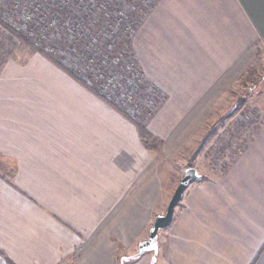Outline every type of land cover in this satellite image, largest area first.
<instances>
[{
    "label": "crops",
    "instance_id": "0c3cea01",
    "mask_svg": "<svg viewBox=\"0 0 264 264\" xmlns=\"http://www.w3.org/2000/svg\"><path fill=\"white\" fill-rule=\"evenodd\" d=\"M263 35L264 0H153L130 38L163 97L142 123L45 53L4 60L0 264H149L152 250L121 259L147 239L210 127L253 105L256 133L219 173L192 165L199 178L159 230L155 264H264V92L256 83L251 106L237 87L264 62Z\"/></svg>",
    "mask_w": 264,
    "mask_h": 264
},
{
    "label": "rangeland",
    "instance_id": "374dc122",
    "mask_svg": "<svg viewBox=\"0 0 264 264\" xmlns=\"http://www.w3.org/2000/svg\"><path fill=\"white\" fill-rule=\"evenodd\" d=\"M152 1L0 0V65L7 58L23 57L37 49L60 60L84 80L89 78L87 82L105 94L113 105L142 123L157 109L163 97L159 90L145 82L134 62L127 33L130 34L139 20L145 5ZM117 21H128L129 26L122 29ZM259 73L263 74L260 80ZM256 83L260 92H264L263 61L239 77L238 93L249 95L248 98L253 100L246 102L243 97L240 102L251 105L260 96L258 91L251 94ZM259 110L253 105L237 114L222 116L216 127L215 124L210 127L198 147L200 154L190 155L191 166L195 165L209 176L219 173L229 158L256 133L254 122L260 117ZM162 154L161 151L158 153L159 158ZM182 157L180 150L173 161L164 163L167 167L161 166V169L166 175L170 174L173 166H177L175 161H181ZM0 159L6 163L5 158ZM139 258L125 262L134 263Z\"/></svg>",
    "mask_w": 264,
    "mask_h": 264
},
{
    "label": "water",
    "instance_id": "95a60500",
    "mask_svg": "<svg viewBox=\"0 0 264 264\" xmlns=\"http://www.w3.org/2000/svg\"><path fill=\"white\" fill-rule=\"evenodd\" d=\"M198 178L199 173L193 166H188L184 170L182 177L180 178L167 203L165 211L162 214H158L153 218L147 239L139 242L137 246V252L121 259V263L130 259L138 258L143 255L145 251L152 250L153 255L151 256L149 264H155L156 254L158 251L157 234L159 230L166 227L171 221L174 208L182 198L184 190L189 184H191Z\"/></svg>",
    "mask_w": 264,
    "mask_h": 264
},
{
    "label": "built area",
    "instance_id": "2783aa9c",
    "mask_svg": "<svg viewBox=\"0 0 264 264\" xmlns=\"http://www.w3.org/2000/svg\"><path fill=\"white\" fill-rule=\"evenodd\" d=\"M116 1H118V0H116ZM145 2L147 1V0H144ZM150 4V2H148V4H147V6ZM146 5H145V7H147ZM109 8H107V10H108ZM125 14H129V12H124ZM119 14H121V13H119ZM74 19V18H73ZM76 19V18H75ZM119 20L120 19H122L121 17L120 18H118ZM126 19V18H125ZM116 24L118 25V27H120V28H125V27H127V26H129V25H127L128 24V21L125 23L124 21H117L116 22ZM134 28H135V25H134V27H133V29L131 30V32H130V34L129 33H127L128 35H129V38H131V35H132V33H133V31H134ZM259 46H260V48L263 50V52H264V35L263 36H261V37H259ZM133 56V55H132ZM89 79V78H88ZM88 79H85V81L87 82V80ZM87 83H89V84H92L91 82H87ZM103 94V93H102ZM103 96H105V97H107L105 94H103ZM108 98V97H107Z\"/></svg>",
    "mask_w": 264,
    "mask_h": 264
},
{
    "label": "trees",
    "instance_id": "16d2710c",
    "mask_svg": "<svg viewBox=\"0 0 264 264\" xmlns=\"http://www.w3.org/2000/svg\"><path fill=\"white\" fill-rule=\"evenodd\" d=\"M35 49V48H34ZM37 50V49H36ZM140 74V73H139ZM141 75V74H140ZM147 83V82H146ZM91 88H93L94 90H95V87L94 86H90ZM152 89H155L154 87H152ZM133 120H135V122H139V120H136V119H134V118H132ZM138 128H139V132H140V134H141V136L143 137V140H147V139H151L152 137L151 136H149L148 134H147V132H146V130L140 125V126H138ZM189 166H191V164H189Z\"/></svg>",
    "mask_w": 264,
    "mask_h": 264
}]
</instances>
